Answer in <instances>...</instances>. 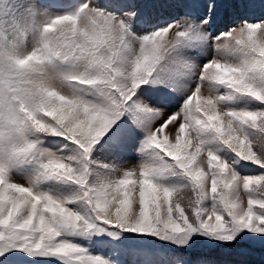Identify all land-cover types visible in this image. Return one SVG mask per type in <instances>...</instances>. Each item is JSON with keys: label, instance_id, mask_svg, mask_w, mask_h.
Instances as JSON below:
<instances>
[{"label": "snow or ice", "instance_id": "6c2138e0", "mask_svg": "<svg viewBox=\"0 0 264 264\" xmlns=\"http://www.w3.org/2000/svg\"><path fill=\"white\" fill-rule=\"evenodd\" d=\"M0 264H264V0H0Z\"/></svg>", "mask_w": 264, "mask_h": 264}, {"label": "rangeland", "instance_id": "374dc122", "mask_svg": "<svg viewBox=\"0 0 264 264\" xmlns=\"http://www.w3.org/2000/svg\"><path fill=\"white\" fill-rule=\"evenodd\" d=\"M125 163H124V167L125 168H130L135 166L136 162H137V156L135 154V152H130L126 157H125ZM17 182L19 183H25V181L23 179H19Z\"/></svg>", "mask_w": 264, "mask_h": 264}]
</instances>
